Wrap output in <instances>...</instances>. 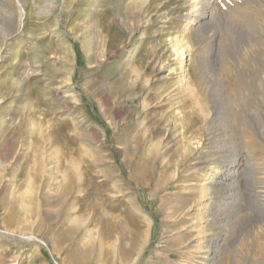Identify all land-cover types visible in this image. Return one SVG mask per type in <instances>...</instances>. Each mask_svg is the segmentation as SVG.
I'll use <instances>...</instances> for the list:
<instances>
[{
  "label": "rangeland",
  "instance_id": "rangeland-1",
  "mask_svg": "<svg viewBox=\"0 0 264 264\" xmlns=\"http://www.w3.org/2000/svg\"><path fill=\"white\" fill-rule=\"evenodd\" d=\"M263 104L264 0H0V264H264Z\"/></svg>",
  "mask_w": 264,
  "mask_h": 264
},
{
  "label": "bare ground",
  "instance_id": "bare-ground-1",
  "mask_svg": "<svg viewBox=\"0 0 264 264\" xmlns=\"http://www.w3.org/2000/svg\"><path fill=\"white\" fill-rule=\"evenodd\" d=\"M208 3V2H207ZM209 4L210 3H208L207 5L209 6ZM207 5H205V6H207ZM194 15V14H193ZM186 27V26H185ZM6 37H8V36H6ZM6 41V40H5ZM57 51V50H56ZM179 51V50H178ZM180 54V53H179ZM50 56V55H49ZM57 56V55H56ZM51 57V56H50ZM51 71V70H50ZM150 78V77H149ZM55 80V79H54ZM49 81V80H48ZM47 81V82H48ZM71 81V80H70ZM149 82V81H148ZM145 83V82H144ZM48 84V83H47ZM74 97V96H73ZM264 105V104H263ZM260 112V111H259ZM74 121H75V119H73ZM75 123L77 124V122L75 121ZM212 128V127H211ZM63 129V128H62ZM208 129V128H207ZM216 129V128H215ZM211 130V129H210ZM209 130V131H210ZM212 134H213V138H212V140L210 141V146H212V148L213 147H215L216 146V149H217V151L218 152H222V146H224V144H222L221 142H220V139H217V137H215V136H218L219 137V135L218 134H216L215 133V130L214 129H212ZM182 133V132H181ZM232 133H230V135H231ZM163 135V134H162ZM210 135V134H209ZM208 135V136H209ZM262 137V136H261ZM260 137V138H261ZM163 137L162 136H160V138L156 141V142H153V147H160L161 146V144L163 143V139H162ZM233 138V137H232ZM210 139H211V137H210ZM170 141L171 142H173V146L174 147H176V148H180V147H182V145H183V137L181 136V134H179V133H175L172 137H171V139H170ZM231 141V140H230ZM209 142V141H208ZM263 142V141H262ZM263 144V143H262ZM196 147V146H195ZM194 146L193 147H188V149H187V152L186 153H184V158L183 159H186V158H188L191 154H193L194 153V151H195V148ZM161 148V147H160ZM181 149V148H180ZM224 149V148H223ZM233 150V149H232ZM213 151V150H212ZM228 152V151H227ZM162 153V152H161ZM224 153V152H223ZM197 156V155H196ZM198 157V156H197ZM238 158V157H237ZM240 158V157H239ZM168 159V158H167ZM180 159V158H179ZM187 160V159H186ZM220 160V159H219ZM226 160V159H225ZM184 161V160H183ZM202 161V160H201ZM202 164V163H201ZM244 164V163H243ZM45 165V164H44ZM43 165V166H44ZM157 167V166H156ZM45 169V168H44ZM196 169V168H195ZM218 171V170H217ZM67 172V170H64V173H66ZM64 173H62V175L66 178L67 177V175L66 174H64ZM223 173V172H222ZM226 173H227V175H225V176H231V174L233 173V168L231 167V166H227V168H226ZM240 174V173H239ZM46 175V174H45ZM242 175V174H241ZM62 176V177H63ZM64 178V179H65ZM211 178V177H210ZM214 178V177H213ZM227 177H224V179H226ZM207 183H209V182H205L204 184H207ZM226 183V182H225ZM217 184H219L218 186L220 187V190H221V187L222 188H226L225 189V191H230V188H228L227 187V185H224L223 184V182H221V183H217ZM187 185V184H186ZM206 186V185H205ZM67 188V185H65V189ZM204 188V187H203ZM257 199V198H256ZM231 200V199H230ZM221 202V201H220ZM218 203L219 205H223V203ZM204 204V203H203ZM212 207V206H211ZM212 209H213V207H212ZM199 214H200V216H201V218L202 219H204L203 218V216L202 215H204V213L206 212L205 211V207L204 206H200V208H199ZM205 216V215H204ZM225 216V215H224ZM226 217V216H225ZM145 221H146V229H140V230H138V229H136V230H132V232L131 233H133V236L131 235L130 236V238L132 239V240H136L140 235L141 236H143L144 238H145V243H146V241L147 240H149V238H150V235H151V230H152V225H153V219L151 218V216H148V215H145ZM199 220V219H198ZM200 222L202 221V220H199ZM131 231V230H130ZM136 235H138V237H134V236H136ZM216 242H218V241H216ZM144 243V242H143ZM139 246V244L138 243H136L135 245H134V248L136 247H138ZM142 247L139 249L140 250V252L142 253L143 252V248H144V246H145V244L144 245H141ZM140 247V246H139ZM138 247V248H139ZM117 248V247H116ZM122 253H127V249H123L122 250Z\"/></svg>",
  "mask_w": 264,
  "mask_h": 264
}]
</instances>
